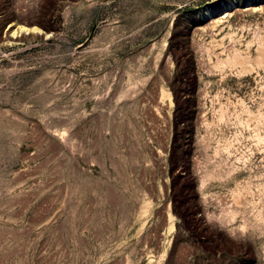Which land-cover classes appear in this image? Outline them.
I'll use <instances>...</instances> for the list:
<instances>
[{"label": "rangeland", "instance_id": "374dc122", "mask_svg": "<svg viewBox=\"0 0 264 264\" xmlns=\"http://www.w3.org/2000/svg\"><path fill=\"white\" fill-rule=\"evenodd\" d=\"M0 264H264V0H0Z\"/></svg>", "mask_w": 264, "mask_h": 264}, {"label": "bare ground", "instance_id": "6f19581e", "mask_svg": "<svg viewBox=\"0 0 264 264\" xmlns=\"http://www.w3.org/2000/svg\"><path fill=\"white\" fill-rule=\"evenodd\" d=\"M229 16V13H225V17ZM39 31L36 26H27L23 24H10L6 29V36L12 40H17L19 37H22L23 34L36 33Z\"/></svg>", "mask_w": 264, "mask_h": 264}]
</instances>
